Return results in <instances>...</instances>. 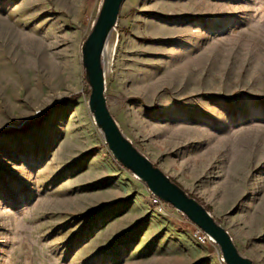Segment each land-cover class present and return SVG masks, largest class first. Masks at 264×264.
Returning a JSON list of instances; mask_svg holds the SVG:
<instances>
[{"label":"rangeland","instance_id":"374dc122","mask_svg":"<svg viewBox=\"0 0 264 264\" xmlns=\"http://www.w3.org/2000/svg\"><path fill=\"white\" fill-rule=\"evenodd\" d=\"M102 1L0 0V129L31 124L0 137V264H224L94 124ZM103 67L122 134L264 264V0H124Z\"/></svg>","mask_w":264,"mask_h":264},{"label":"water","instance_id":"95a60500","mask_svg":"<svg viewBox=\"0 0 264 264\" xmlns=\"http://www.w3.org/2000/svg\"><path fill=\"white\" fill-rule=\"evenodd\" d=\"M124 0H103L90 33L81 46V65L89 88L88 109L94 124L103 136L114 160L164 203L184 215L212 240L221 253L224 264H252L239 254L228 232L195 198L172 181L161 169L137 150L122 134L111 115L105 99L103 53L111 31L116 25Z\"/></svg>","mask_w":264,"mask_h":264},{"label":"built area","instance_id":"2783aa9c","mask_svg":"<svg viewBox=\"0 0 264 264\" xmlns=\"http://www.w3.org/2000/svg\"><path fill=\"white\" fill-rule=\"evenodd\" d=\"M148 199L151 205H153L157 211L161 213L165 211V203L160 198L148 192ZM193 236L200 242H205L207 240H210V238L197 227H195Z\"/></svg>","mask_w":264,"mask_h":264},{"label":"trees","instance_id":"16d2710c","mask_svg":"<svg viewBox=\"0 0 264 264\" xmlns=\"http://www.w3.org/2000/svg\"><path fill=\"white\" fill-rule=\"evenodd\" d=\"M51 111L47 112V114H49ZM31 126V124H26L23 128L21 129H16V128H2L0 129V137H6L9 135H14L16 133H19L21 131H25L26 129H28ZM199 203L200 201L197 200ZM205 209L207 211H209V207L205 206Z\"/></svg>","mask_w":264,"mask_h":264}]
</instances>
